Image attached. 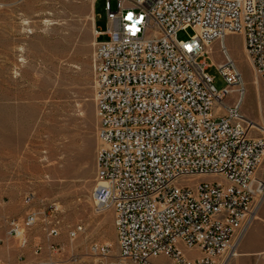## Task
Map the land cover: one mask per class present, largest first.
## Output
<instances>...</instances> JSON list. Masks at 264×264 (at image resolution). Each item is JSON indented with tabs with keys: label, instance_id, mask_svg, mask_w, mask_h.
<instances>
[{
	"label": "built area",
	"instance_id": "1",
	"mask_svg": "<svg viewBox=\"0 0 264 264\" xmlns=\"http://www.w3.org/2000/svg\"><path fill=\"white\" fill-rule=\"evenodd\" d=\"M95 1V0H94ZM112 3L115 8L112 9ZM105 29L94 28L96 177L92 210L111 212L118 260L110 264H226L264 198L254 178L264 158V127L241 114L245 89L225 39L241 35L264 83V0H106ZM193 36L177 41L180 31ZM105 38V40H102ZM217 42L227 88L207 74ZM235 91L231 106L223 101ZM257 131L259 137L252 138ZM33 194L23 202L32 205ZM58 208L43 204L0 221L21 247L39 222L35 262L58 264ZM76 225L69 241L84 233ZM108 257L107 245L92 244ZM196 257H188L189 253ZM0 264H3L0 262Z\"/></svg>",
	"mask_w": 264,
	"mask_h": 264
},
{
	"label": "rangeland",
	"instance_id": "2",
	"mask_svg": "<svg viewBox=\"0 0 264 264\" xmlns=\"http://www.w3.org/2000/svg\"><path fill=\"white\" fill-rule=\"evenodd\" d=\"M105 2L0 0V151L4 160L0 172L5 178L0 195L5 203H19L25 212L56 204L61 230L56 241L58 264L118 260L113 215L94 214L91 199L98 145L92 48L94 28L105 29ZM192 36L193 31L186 29L176 39L184 43ZM224 42L243 78L241 114L260 130L264 127V83L244 53L242 36L229 35ZM207 50V74L215 90H225L217 68L225 61L220 46L214 42ZM236 98L232 91L222 104L231 106ZM250 136L260 133L253 131ZM14 157L22 161L25 177L21 184L6 181L14 174ZM261 163L254 178L264 183V158ZM28 194L34 196L31 206L23 202ZM255 211L254 222L264 228V198ZM41 225L34 230L42 233ZM76 225L85 231L71 242L67 233ZM92 244L107 245L108 257L93 254Z\"/></svg>",
	"mask_w": 264,
	"mask_h": 264
},
{
	"label": "crops",
	"instance_id": "3",
	"mask_svg": "<svg viewBox=\"0 0 264 264\" xmlns=\"http://www.w3.org/2000/svg\"><path fill=\"white\" fill-rule=\"evenodd\" d=\"M15 153V152H14ZM19 153L20 151H16ZM19 159L21 157L19 156ZM14 174L10 175L6 180L7 183L21 184L24 182L25 174L22 171V161L14 157L12 161ZM4 167V160L1 158L0 151V169ZM5 182L3 174L0 172V184ZM27 212V211H26ZM25 209L19 203H5L0 195V221L11 217H23ZM255 217L251 220V224L239 238L235 245V255L229 257L226 264H264V228L259 223L254 222ZM254 222V223H253ZM36 229H32L28 234V245L21 247L20 241L16 238H8L4 227H0V262L3 264H16L19 257H23L25 262H35L32 254V244L41 242L44 233H40ZM38 233L39 235H35ZM54 244H59L54 242ZM58 263V262H57Z\"/></svg>",
	"mask_w": 264,
	"mask_h": 264
},
{
	"label": "bare ground",
	"instance_id": "4",
	"mask_svg": "<svg viewBox=\"0 0 264 264\" xmlns=\"http://www.w3.org/2000/svg\"><path fill=\"white\" fill-rule=\"evenodd\" d=\"M255 214H256V211L253 213L252 219L255 217ZM234 249H235V247L233 248L232 253L235 255Z\"/></svg>",
	"mask_w": 264,
	"mask_h": 264
}]
</instances>
